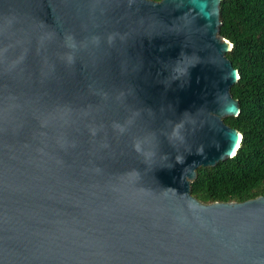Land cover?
Here are the masks:
<instances>
[{"label": "water", "instance_id": "water-1", "mask_svg": "<svg viewBox=\"0 0 264 264\" xmlns=\"http://www.w3.org/2000/svg\"><path fill=\"white\" fill-rule=\"evenodd\" d=\"M221 0H0V264H264V195L204 203L233 156Z\"/></svg>", "mask_w": 264, "mask_h": 264}, {"label": "trees", "instance_id": "trees-1", "mask_svg": "<svg viewBox=\"0 0 264 264\" xmlns=\"http://www.w3.org/2000/svg\"><path fill=\"white\" fill-rule=\"evenodd\" d=\"M220 20V35L232 43L226 55L239 72L230 92L240 112L224 121L242 138L232 157L197 169L191 193L204 203L264 195V0H221Z\"/></svg>", "mask_w": 264, "mask_h": 264}, {"label": "snow or ice", "instance_id": "snow-or-ice-1", "mask_svg": "<svg viewBox=\"0 0 264 264\" xmlns=\"http://www.w3.org/2000/svg\"><path fill=\"white\" fill-rule=\"evenodd\" d=\"M239 146V143H238V141H234V147H238ZM232 154L234 155L235 154V152L233 151L232 152Z\"/></svg>", "mask_w": 264, "mask_h": 264}]
</instances>
